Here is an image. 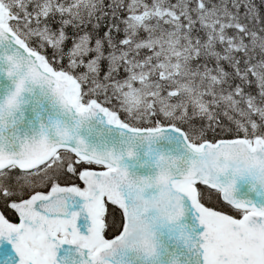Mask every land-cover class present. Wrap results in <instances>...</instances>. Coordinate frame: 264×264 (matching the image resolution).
<instances>
[{"label":"snow or ice","instance_id":"snow-or-ice-1","mask_svg":"<svg viewBox=\"0 0 264 264\" xmlns=\"http://www.w3.org/2000/svg\"><path fill=\"white\" fill-rule=\"evenodd\" d=\"M0 264H264V0H0Z\"/></svg>","mask_w":264,"mask_h":264}]
</instances>
